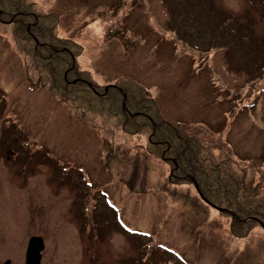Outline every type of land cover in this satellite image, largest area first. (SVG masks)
I'll return each instance as SVG.
<instances>
[{
  "label": "rangeland",
  "instance_id": "1",
  "mask_svg": "<svg viewBox=\"0 0 264 264\" xmlns=\"http://www.w3.org/2000/svg\"><path fill=\"white\" fill-rule=\"evenodd\" d=\"M57 14L53 32L82 46L78 67L96 85L130 78L162 115L183 123L246 169L264 189V0H165L166 28L146 0H27ZM158 28V29H157ZM225 48L232 71L256 78L240 92L212 70ZM46 76L0 22V264H25L30 236L40 264H264V229L244 237L190 183L166 180V164L117 117L53 100ZM164 173V174H162ZM220 208V207H219Z\"/></svg>",
  "mask_w": 264,
  "mask_h": 264
},
{
  "label": "trees",
  "instance_id": "2",
  "mask_svg": "<svg viewBox=\"0 0 264 264\" xmlns=\"http://www.w3.org/2000/svg\"><path fill=\"white\" fill-rule=\"evenodd\" d=\"M145 7L154 25L168 26L171 11L165 0H146ZM0 22L12 24L19 52L30 59L38 73L46 76V90L53 100L71 102L75 109L106 111L117 117L125 134L136 137L145 134L147 151L167 165L166 180L196 185L209 204L228 215L233 236L244 237L254 225L264 229V189L247 178L246 169L221 151L220 139L214 144L221 154H214L208 142L191 134L183 123L168 121L150 92L130 78L96 85L88 72L78 67L77 56L82 46L53 32L56 13L37 10L27 0H0ZM212 70L234 93L240 92L252 76L258 77L257 72L263 74L261 69L252 75L244 70L232 71L223 47L213 52ZM256 97L264 120V88Z\"/></svg>",
  "mask_w": 264,
  "mask_h": 264
},
{
  "label": "water",
  "instance_id": "3",
  "mask_svg": "<svg viewBox=\"0 0 264 264\" xmlns=\"http://www.w3.org/2000/svg\"><path fill=\"white\" fill-rule=\"evenodd\" d=\"M201 195V193H199ZM44 244L40 236H31L28 240L26 248V264H40L41 254L40 251L43 249ZM8 260L3 264H8Z\"/></svg>",
  "mask_w": 264,
  "mask_h": 264
}]
</instances>
